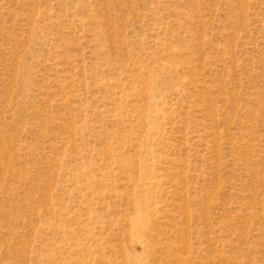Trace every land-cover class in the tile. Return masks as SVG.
Here are the masks:
<instances>
[{
  "label": "rangeland",
  "instance_id": "obj_1",
  "mask_svg": "<svg viewBox=\"0 0 264 264\" xmlns=\"http://www.w3.org/2000/svg\"><path fill=\"white\" fill-rule=\"evenodd\" d=\"M0 264H264V0H0Z\"/></svg>",
  "mask_w": 264,
  "mask_h": 264
}]
</instances>
